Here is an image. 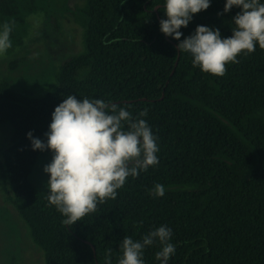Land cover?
Returning <instances> with one entry per match:
<instances>
[{
    "label": "trees",
    "instance_id": "obj_1",
    "mask_svg": "<svg viewBox=\"0 0 264 264\" xmlns=\"http://www.w3.org/2000/svg\"><path fill=\"white\" fill-rule=\"evenodd\" d=\"M164 4L84 0L72 10L68 0H0V26L13 24L15 46L39 12L63 10L83 31L82 52L55 71L46 95L0 82V127L10 129L0 149V183L45 264H107L108 249L118 264L125 236L142 240L161 225L173 230L168 264H264V50L257 44L241 54L222 77L194 67L190 53L180 52L176 67L181 41L160 30ZM225 4L211 0L180 29L181 40L198 25L232 36L240 9L224 12ZM69 94L127 106L133 117L147 109L142 118L159 146L158 165L129 176L115 199L72 226L47 199L44 167L53 153L34 151L27 137L31 131L46 142L52 113ZM156 183L165 186L163 197L149 194ZM159 250L158 241L146 246L145 264H160Z\"/></svg>",
    "mask_w": 264,
    "mask_h": 264
},
{
    "label": "clouds",
    "instance_id": "obj_2",
    "mask_svg": "<svg viewBox=\"0 0 264 264\" xmlns=\"http://www.w3.org/2000/svg\"><path fill=\"white\" fill-rule=\"evenodd\" d=\"M210 4L211 0H165L167 19H161L160 30L181 41L176 47L181 53L191 54L194 67L222 77L226 65L239 63L241 54L255 52L257 44L264 50V3L226 0L224 12L234 6L240 9L233 17L232 36L222 38L219 29L198 25L192 35L181 40L180 29ZM12 30L13 24L7 21L0 26V55L12 47ZM147 115V109L133 117L127 106L103 99H77L69 94L52 113L49 130L44 134L46 142L31 131L27 133L34 151L53 153L51 162L44 167V172L50 174L47 199L65 217L64 225H74L95 212L98 204L115 199L129 176L138 177L140 171L158 165V138L142 118ZM165 191L163 184L156 183L149 194L163 197ZM172 236L173 230L167 225L148 232L142 240L125 236L118 264H145L144 249L156 241L160 250L155 259L168 264L175 253ZM111 251L106 252L107 264H111Z\"/></svg>",
    "mask_w": 264,
    "mask_h": 264
},
{
    "label": "rangeland",
    "instance_id": "obj_3",
    "mask_svg": "<svg viewBox=\"0 0 264 264\" xmlns=\"http://www.w3.org/2000/svg\"><path fill=\"white\" fill-rule=\"evenodd\" d=\"M84 0H68L72 10ZM62 10V9H60ZM82 29L63 10L57 15L39 12L27 19L22 46L0 55V82L8 80L19 90L32 91L36 97L48 93L54 73L83 50ZM10 129L0 127V149L6 145ZM43 168L35 173L36 184L43 183ZM0 264H45L43 253L31 239L29 229L17 210L6 201L0 183Z\"/></svg>",
    "mask_w": 264,
    "mask_h": 264
},
{
    "label": "water",
    "instance_id": "obj_4",
    "mask_svg": "<svg viewBox=\"0 0 264 264\" xmlns=\"http://www.w3.org/2000/svg\"><path fill=\"white\" fill-rule=\"evenodd\" d=\"M159 18V17H158ZM159 20H161L160 18H159ZM179 59H180V51L178 50V59H177V61H176V67L178 66V64H179ZM174 74V71H173V73H172V75ZM94 253H95V250H94Z\"/></svg>",
    "mask_w": 264,
    "mask_h": 264
}]
</instances>
